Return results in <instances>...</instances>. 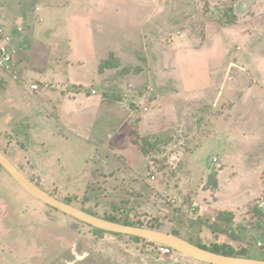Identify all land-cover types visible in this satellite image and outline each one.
Here are the masks:
<instances>
[{
    "label": "rangeland",
    "instance_id": "1",
    "mask_svg": "<svg viewBox=\"0 0 264 264\" xmlns=\"http://www.w3.org/2000/svg\"><path fill=\"white\" fill-rule=\"evenodd\" d=\"M0 25L25 26L18 46L30 43L18 81L0 72V151L21 172L99 218L130 216L212 249L245 245L264 260V0H0ZM57 72L82 85L68 87L84 101L80 120L90 114L101 135L123 125L125 148L64 129L65 115L62 125L25 91L56 88ZM0 232V264H205L99 233L2 169Z\"/></svg>",
    "mask_w": 264,
    "mask_h": 264
},
{
    "label": "water",
    "instance_id": "2",
    "mask_svg": "<svg viewBox=\"0 0 264 264\" xmlns=\"http://www.w3.org/2000/svg\"><path fill=\"white\" fill-rule=\"evenodd\" d=\"M0 166L33 198L94 229L107 233L139 238L147 242L166 246L174 250L176 253L205 264H264V260L226 256L208 251L172 233L128 226L89 214L70 204L60 201L44 191L21 172L1 151Z\"/></svg>",
    "mask_w": 264,
    "mask_h": 264
},
{
    "label": "crops",
    "instance_id": "3",
    "mask_svg": "<svg viewBox=\"0 0 264 264\" xmlns=\"http://www.w3.org/2000/svg\"><path fill=\"white\" fill-rule=\"evenodd\" d=\"M65 63H68V64L70 63L72 67H75L77 65H81L82 61L78 59L76 62H74V61L69 60V58H68V60L66 58ZM58 67H59V64H58L57 68ZM73 72H74V70L71 71V74ZM52 76L56 80H59V82H57V83L61 87H59L58 84H56V88H55V84H49V86H48V84H46V86H42V87L40 85L39 94H41L42 98H45L48 101L40 100V102H38L39 105H41L42 107L45 108V110H47L49 115L53 116V111H55V109H57L61 113V115H59L57 117V120L59 122H61L60 124L65 125V123L61 121V120H64L63 115H65V117H64L66 120L65 122L68 123V125L66 127L64 126V129H67V130L70 129V130H73L75 133H80L81 136L87 137L88 140L93 142V144L96 146H100V142L105 141V140H106L107 145H110L111 143H113V141L116 142V140H117L118 150L120 151V150H122L120 148H125V145H126V141L124 140L125 137L122 140L123 134H121V129H124L123 125H120L121 128L116 130L117 133H114L115 131H112L111 133L109 131H107V135H105V134L101 135L102 132L100 131V127L97 125H91L93 122V117L90 114L86 115V119H87V120H85L86 122H83L82 120H80V118L83 116L80 113V111L83 108V102L84 101H82L81 103H78L77 98H76L77 95L74 94V91L72 90L73 92H71L70 90H68L69 89L68 87L71 84V85L77 87L76 92H78V90H80V87H82L80 82H76V83L71 82L70 84H68V82L71 81V78H68L66 75L63 76L59 72H57V75L52 74ZM61 80L64 82H62ZM52 86H54V88ZM111 88L112 87L108 85V89L111 90ZM132 88L139 89L137 84H133ZM50 90H52V91H50ZM92 91H94V90H90L89 94L98 95L97 92H96V94H93ZM68 92H71V93H68ZM113 94H114V92H113ZM103 101H105V98L103 99ZM118 102H120L122 104L121 99L118 100ZM53 118H54L53 120L55 121L56 117H53ZM61 130H59L60 134H61ZM149 161H151L150 158H149ZM236 181L238 183L240 182V180H236ZM258 186H259L258 187L259 190L261 189L263 192V190H264L263 185L260 183V184H258ZM177 198H179V197H177ZM213 211H214V209H213ZM225 211L226 210H222L220 212H225ZM226 212H231V210L226 211ZM258 227H261V226H258ZM222 243H225V242L223 241ZM230 244L234 245V243H230Z\"/></svg>",
    "mask_w": 264,
    "mask_h": 264
},
{
    "label": "built area",
    "instance_id": "4",
    "mask_svg": "<svg viewBox=\"0 0 264 264\" xmlns=\"http://www.w3.org/2000/svg\"><path fill=\"white\" fill-rule=\"evenodd\" d=\"M42 9L38 8L37 11L40 12ZM41 22H43V19H40ZM25 27V26H24ZM23 26H17L16 28L14 27L11 30L6 29V27L4 28L2 25H0V72H3L4 74H6L10 79H12L13 81H18L19 79V70H18V59L19 58V46L18 44L21 43V38L20 36H18L19 33L21 34H25V28ZM22 38V40H23ZM25 91L28 94H35V93H39L40 92V86L37 83H31V84H27L25 86ZM93 94H96V91H92ZM215 163L213 164H217L218 163V159L214 161ZM155 177V176H154ZM152 177V179L154 180L155 178ZM173 199V198H172ZM176 198L174 197L173 200H175ZM173 203H177V200L172 201ZM264 203V202H263ZM262 205L264 204H259V207L262 209ZM193 210V214L197 211V209L194 207L192 208ZM202 212V210H201ZM203 214V212H202ZM258 247L262 248L263 245L259 242L258 243ZM159 251L163 254V255H171L172 253H175L174 250H172L169 247L166 246H159Z\"/></svg>",
    "mask_w": 264,
    "mask_h": 264
},
{
    "label": "trees",
    "instance_id": "5",
    "mask_svg": "<svg viewBox=\"0 0 264 264\" xmlns=\"http://www.w3.org/2000/svg\"><path fill=\"white\" fill-rule=\"evenodd\" d=\"M29 44H30L29 43V40L27 41L26 39H24V41H23V45L24 46L23 45H20L19 46V52L20 53L24 52L26 50V48H28V46H30ZM113 59H114L113 57H110L109 60L105 61L102 64L103 67H101V68H104V69L105 68H112L113 67V63H114L113 62ZM144 143L147 146V144L149 143V140H146ZM147 155H149V154H147ZM152 167H154V166H152ZM0 169L3 170V168L1 166H0ZM113 216L114 215L111 214V216H110L111 218H105V220H109V221H112V222H115V223H119L118 221L115 220V218ZM117 217H120V216H117ZM233 217H234V215H232L231 212H229V213L223 212V213H220L218 215V218L219 219H221L222 221L229 222L228 224L232 223L231 221H232ZM124 218L126 219V221L123 222V223H120V224H124V225H128V226H134V227L148 228V229H153V230H159L156 227H154L153 225L148 226V225H144L141 222H134V221L131 220L130 216L129 217L128 216H124ZM257 225L258 226H261V221H259ZM95 231H97L99 233H107V232L100 231V230H97V229H95ZM109 234L114 235V236H122V235L113 234V233H109ZM173 234L176 235L174 232H173ZM176 236H178V235H176ZM131 238L134 239V240H136V241H141V239H139V238H134V237H131ZM148 243H151V242H148ZM151 244H155V243H151ZM215 244H216L215 245L216 246V249H212L209 246H206L205 244H202V243L198 244L197 246H199V247H201L203 249H206L208 251H212V252L217 253V254H222V255H226V256H234V257H246L247 258L248 249H247V247L245 245H243L241 247V251H238L235 245H232V244L227 243V242H225V243H218L217 242Z\"/></svg>",
    "mask_w": 264,
    "mask_h": 264
},
{
    "label": "flooded vegetation",
    "instance_id": "6",
    "mask_svg": "<svg viewBox=\"0 0 264 264\" xmlns=\"http://www.w3.org/2000/svg\"><path fill=\"white\" fill-rule=\"evenodd\" d=\"M4 170V169H3ZM88 213V212H87ZM90 214V213H89ZM2 232H0V235H2L1 234ZM8 234H9V231H8ZM19 241V240H18ZM8 245H11V249L13 250L14 248H16V249H18V247H20V246H17V244H18V242H16V243H14V240H12V241H10L9 243H7ZM158 246V245H157ZM17 260L19 261V256H18V258H17ZM35 263V262H34ZM66 263L67 264H77V263H68L67 261H66ZM17 264H18V262H17Z\"/></svg>",
    "mask_w": 264,
    "mask_h": 264
}]
</instances>
